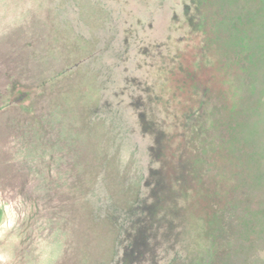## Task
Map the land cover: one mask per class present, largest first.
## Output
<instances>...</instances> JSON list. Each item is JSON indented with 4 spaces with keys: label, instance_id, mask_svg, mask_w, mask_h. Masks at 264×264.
I'll return each instance as SVG.
<instances>
[{
    "label": "rangeland",
    "instance_id": "1",
    "mask_svg": "<svg viewBox=\"0 0 264 264\" xmlns=\"http://www.w3.org/2000/svg\"><path fill=\"white\" fill-rule=\"evenodd\" d=\"M0 264H264V0H0Z\"/></svg>",
    "mask_w": 264,
    "mask_h": 264
}]
</instances>
